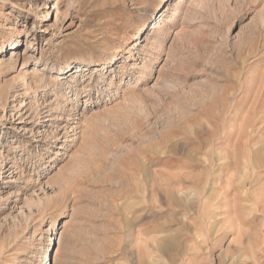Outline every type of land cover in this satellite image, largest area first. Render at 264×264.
Returning a JSON list of instances; mask_svg holds the SVG:
<instances>
[{"label":"rangeland","instance_id":"374dc122","mask_svg":"<svg viewBox=\"0 0 264 264\" xmlns=\"http://www.w3.org/2000/svg\"><path fill=\"white\" fill-rule=\"evenodd\" d=\"M55 257L264 264V0H0V264Z\"/></svg>","mask_w":264,"mask_h":264},{"label":"bare ground","instance_id":"6f19581e","mask_svg":"<svg viewBox=\"0 0 264 264\" xmlns=\"http://www.w3.org/2000/svg\"><path fill=\"white\" fill-rule=\"evenodd\" d=\"M165 7H166V5H164V6L162 7V9H164ZM14 43H16V42H14V41H13L12 43L10 42L11 45H13ZM73 69H74V68H73ZM73 69H70L69 71H67V72L65 71V72H63V73H68V72L72 71ZM57 262H58V259L55 257V259H54V264H57Z\"/></svg>","mask_w":264,"mask_h":264}]
</instances>
